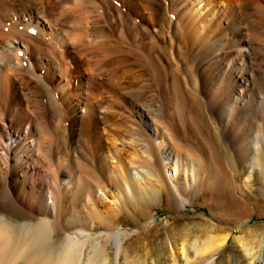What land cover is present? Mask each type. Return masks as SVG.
I'll list each match as a JSON object with an SVG mask.
<instances>
[{"label":"bare ground","instance_id":"1","mask_svg":"<svg viewBox=\"0 0 264 264\" xmlns=\"http://www.w3.org/2000/svg\"><path fill=\"white\" fill-rule=\"evenodd\" d=\"M251 196L264 0H0V264H222L233 231L213 220L172 227L161 256L127 240L157 227L152 206L167 225L196 200L245 223ZM114 212L129 223L100 216ZM247 231L240 264H264Z\"/></svg>","mask_w":264,"mask_h":264},{"label":"rangeland","instance_id":"2","mask_svg":"<svg viewBox=\"0 0 264 264\" xmlns=\"http://www.w3.org/2000/svg\"><path fill=\"white\" fill-rule=\"evenodd\" d=\"M165 15H161L162 24L165 23ZM254 58V62L258 63L261 61L259 55H252ZM205 116L202 119V123L205 127H207L209 135L213 138L215 147L219 150L221 154V163L225 166H231L234 170L235 157L233 156V149L228 147L224 141L221 139L220 141L216 137L215 130L212 128L211 119L208 117L206 111H204ZM259 122H261L259 120ZM190 137L196 141V134L192 129H188ZM48 166L47 162L43 160ZM258 170H256L257 172ZM240 175L235 176L236 182L240 180ZM259 175L256 174V185H260L261 182L259 180ZM109 182H107V185ZM110 186V185H109ZM248 200L251 207L247 209L245 213L247 215V222L243 223L242 215H239L237 212H211L207 207L200 206V200H196L194 205H188V210L185 215L180 216L178 218H171L172 225L163 223V220L167 217L168 211L163 206L151 207L150 211L157 210L156 218L158 219L157 227L144 237H140L137 240H127L129 242V252L130 255L134 256L136 254L142 255L144 252L149 250L154 255L162 254L161 251L164 250V247H167L168 240H166V236L168 234L172 235L173 229L175 231H186L187 225L193 224V222L200 221L204 222L206 219L208 222L214 221L219 226H225L230 228L233 231V235L229 241L228 249L226 252H223L221 262L222 264H240L241 262V252L238 250L237 243L234 238V234L239 233V230H250L245 233L246 240H264V196L262 198H256L254 196L249 197ZM83 203V201L81 202ZM14 214L19 215V211L16 209L13 212ZM101 214V213H100ZM109 220L108 224H112V221H117L121 224H128L129 221L127 217L122 213H112L111 216L102 213V215ZM192 222V223H191ZM184 237H187V232L183 233ZM180 237V236H178ZM110 250V249H109ZM134 264V263H133Z\"/></svg>","mask_w":264,"mask_h":264}]
</instances>
